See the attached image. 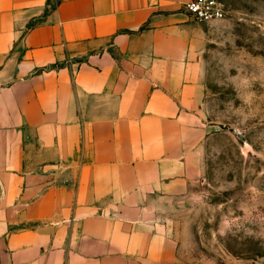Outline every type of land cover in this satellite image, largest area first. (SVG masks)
Wrapping results in <instances>:
<instances>
[{"label": "crops", "instance_id": "0c3cea01", "mask_svg": "<svg viewBox=\"0 0 264 264\" xmlns=\"http://www.w3.org/2000/svg\"><path fill=\"white\" fill-rule=\"evenodd\" d=\"M192 0H0V264H174L158 198L210 130Z\"/></svg>", "mask_w": 264, "mask_h": 264}, {"label": "rangeland", "instance_id": "374dc122", "mask_svg": "<svg viewBox=\"0 0 264 264\" xmlns=\"http://www.w3.org/2000/svg\"><path fill=\"white\" fill-rule=\"evenodd\" d=\"M194 62L210 130L188 188L158 198L174 264H264V0H218Z\"/></svg>", "mask_w": 264, "mask_h": 264}, {"label": "built area", "instance_id": "2783aa9c", "mask_svg": "<svg viewBox=\"0 0 264 264\" xmlns=\"http://www.w3.org/2000/svg\"><path fill=\"white\" fill-rule=\"evenodd\" d=\"M186 11L201 23L222 21L225 18V8L218 0H192L185 7Z\"/></svg>", "mask_w": 264, "mask_h": 264}]
</instances>
